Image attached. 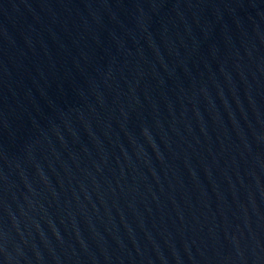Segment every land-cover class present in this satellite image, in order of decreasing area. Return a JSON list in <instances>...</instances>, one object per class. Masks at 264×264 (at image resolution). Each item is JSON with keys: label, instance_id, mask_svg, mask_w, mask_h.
Masks as SVG:
<instances>
[{"label": "water", "instance_id": "obj_1", "mask_svg": "<svg viewBox=\"0 0 264 264\" xmlns=\"http://www.w3.org/2000/svg\"><path fill=\"white\" fill-rule=\"evenodd\" d=\"M0 264H264V0H0Z\"/></svg>", "mask_w": 264, "mask_h": 264}]
</instances>
